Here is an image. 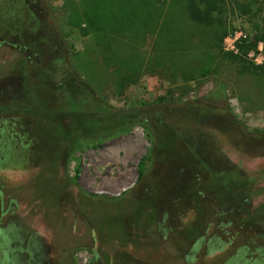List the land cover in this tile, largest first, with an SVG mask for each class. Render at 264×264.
Listing matches in <instances>:
<instances>
[{
	"label": "rangeland",
	"instance_id": "1",
	"mask_svg": "<svg viewBox=\"0 0 264 264\" xmlns=\"http://www.w3.org/2000/svg\"><path fill=\"white\" fill-rule=\"evenodd\" d=\"M253 32L185 0H0V264L9 229L49 264H264V45L225 40Z\"/></svg>",
	"mask_w": 264,
	"mask_h": 264
},
{
	"label": "trees",
	"instance_id": "2",
	"mask_svg": "<svg viewBox=\"0 0 264 264\" xmlns=\"http://www.w3.org/2000/svg\"><path fill=\"white\" fill-rule=\"evenodd\" d=\"M257 5L253 10L252 5ZM186 12L189 18L200 25L212 26L226 23L229 15L237 11L264 14V0H185ZM262 41L264 34L253 32L245 37H240L236 43L238 52H231L236 59H243L250 50H256L257 44ZM162 98H159L161 100ZM146 162L140 161V166ZM142 172V171H141Z\"/></svg>",
	"mask_w": 264,
	"mask_h": 264
},
{
	"label": "flooded vegetation",
	"instance_id": "3",
	"mask_svg": "<svg viewBox=\"0 0 264 264\" xmlns=\"http://www.w3.org/2000/svg\"><path fill=\"white\" fill-rule=\"evenodd\" d=\"M7 235L4 264H49L45 255L46 250L39 239L32 235L24 244L15 240L17 234L14 230L9 229Z\"/></svg>",
	"mask_w": 264,
	"mask_h": 264
},
{
	"label": "built area",
	"instance_id": "4",
	"mask_svg": "<svg viewBox=\"0 0 264 264\" xmlns=\"http://www.w3.org/2000/svg\"><path fill=\"white\" fill-rule=\"evenodd\" d=\"M241 37V34L239 33L238 36L237 35H229L226 37V44L228 45V47L232 48L233 50H235V43L238 41V39Z\"/></svg>",
	"mask_w": 264,
	"mask_h": 264
}]
</instances>
